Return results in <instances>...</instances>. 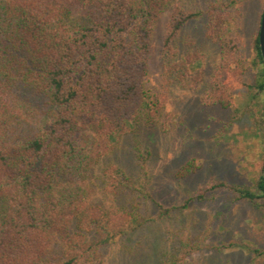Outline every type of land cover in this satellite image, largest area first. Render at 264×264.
Returning <instances> with one entry per match:
<instances>
[{
  "label": "trees",
  "instance_id": "trees-1",
  "mask_svg": "<svg viewBox=\"0 0 264 264\" xmlns=\"http://www.w3.org/2000/svg\"><path fill=\"white\" fill-rule=\"evenodd\" d=\"M174 1L0 0V264H212L204 252L235 245L208 241L210 220L202 227L181 220L213 199L193 193L171 207L157 200L140 146L137 173L111 160L121 139L168 130L164 94L150 93L145 80L155 28ZM177 14L164 51L176 73L183 66L168 59L179 54L178 35L202 12ZM255 51L257 97L264 94L259 34ZM218 103L230 107L228 91ZM257 111L264 130V104ZM195 170L190 161L175 177ZM221 185L241 199H264L263 173L256 192Z\"/></svg>",
  "mask_w": 264,
  "mask_h": 264
},
{
  "label": "rangeland",
  "instance_id": "rangeland-1",
  "mask_svg": "<svg viewBox=\"0 0 264 264\" xmlns=\"http://www.w3.org/2000/svg\"><path fill=\"white\" fill-rule=\"evenodd\" d=\"M232 1L236 2L233 8L224 5ZM179 9L202 14L187 22L178 35L179 54L168 59L170 65L183 66L176 73L167 68L164 51ZM263 12L264 0L174 1L155 28L145 80L150 93L164 94L160 120L167 115L168 130L143 128L138 138L121 139L111 157L137 173L140 166L133 150L140 146L146 157L143 164L155 176L152 193L168 207L181 204L193 193L213 199L197 202L181 215L184 224L196 218L201 227L210 220L208 241L235 244L220 253L204 252L219 262L212 264H264V256L255 258L248 252L249 247L264 250V199H241L221 185L256 192L263 173L264 130L255 125V111L264 104V94L255 97L250 90L262 68L256 59L255 40ZM193 60L200 64L193 65ZM225 90L230 94L228 109L218 103ZM190 161L196 170L177 179V171ZM150 236L149 244L156 245L158 234ZM202 257L203 253L195 255Z\"/></svg>",
  "mask_w": 264,
  "mask_h": 264
},
{
  "label": "water",
  "instance_id": "water-1",
  "mask_svg": "<svg viewBox=\"0 0 264 264\" xmlns=\"http://www.w3.org/2000/svg\"><path fill=\"white\" fill-rule=\"evenodd\" d=\"M259 44H260V51L262 55V59L264 62V12L261 19V26L259 31ZM263 174H264V168H263Z\"/></svg>",
  "mask_w": 264,
  "mask_h": 264
}]
</instances>
